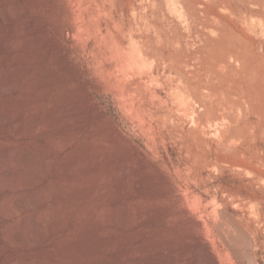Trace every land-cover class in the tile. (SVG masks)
Masks as SVG:
<instances>
[{"label": "rangeland", "instance_id": "rangeland-1", "mask_svg": "<svg viewBox=\"0 0 264 264\" xmlns=\"http://www.w3.org/2000/svg\"><path fill=\"white\" fill-rule=\"evenodd\" d=\"M258 2L0 0V264H116L123 249L126 264H264ZM15 152L35 187L7 217ZM117 206L129 227L110 236ZM182 208L168 228L143 222Z\"/></svg>", "mask_w": 264, "mask_h": 264}, {"label": "bare ground", "instance_id": "bare-ground-1", "mask_svg": "<svg viewBox=\"0 0 264 264\" xmlns=\"http://www.w3.org/2000/svg\"><path fill=\"white\" fill-rule=\"evenodd\" d=\"M219 3H220V5L221 6H223V7H228L229 5H230V7H231V5L233 6V5H235V8L237 9V11L239 12V14L240 15H244V14H256V13H259L260 12V6H259V2H258V0H217ZM3 90V89H2ZM16 90V86L14 87L13 85L11 86H8L7 87V89L4 91V92H6V91H8V92H13V91H15ZM2 91H0V93H1ZM8 92H6V93H8ZM2 94H4V93H2ZM16 113H18V112H16ZM8 118H9V116H8ZM7 118V119H8ZM13 117H11V119H12ZM5 119V118H4ZM14 119V118H13ZM34 119V118H33ZM170 119V118H169ZM168 119V120H169ZM8 120H10V119H8ZM15 120V119H14ZM167 120V119H166ZM6 121V120H5ZM170 121V120H169ZM171 121H172V119H171ZM174 121V120H173ZM198 121H200V119L198 120ZM195 122V123H200V122ZM7 122V121H6ZM5 123V122H4ZM167 123H168V121H167ZM170 124V123H169ZM173 125V124H172ZM27 126H29V125H27ZM197 126V125H196ZM199 127V126H198ZM12 128V127H11ZM191 128V127H190ZM204 128V127H203ZM15 129V128H14ZM183 130H184V128H182ZM195 129V128H194ZM188 130V129H187ZM204 130V129H203ZM185 131V130H184ZM207 132V131H206ZM171 133V132H170ZM189 135V134H188ZM51 151V150H50ZM198 156L201 158H203L204 157V154H203V152L201 151V150H199L198 152ZM15 155H12V157H11V160H10V165H13L15 168H16V180H17V182L16 183H14L13 184V186L11 187V188H14V190H21V195L19 196V198H20V200H18V201H16V202H14L11 206H8L7 207V211H6V213H5V215H7V217L9 216H11L14 212H16V214L18 213V212H21V213H24V212H26V211H28L27 210V208H28V205H29V201H28V197L30 196V189L34 186V182H32V181H27L29 178H30V175L32 176L34 173H33V171L30 169V168H27V167H25V164H26V162H27V160L29 159V157H28V155L27 154H25L24 152L22 153V152H15L14 153ZM31 154V153H30ZM32 157V156H31ZM188 157H190V156H188ZM39 158V157H38ZM30 160V159H29ZM50 166H49V164L47 165V168H49ZM46 168V169H47ZM118 170H119V172H120V174H121V176H123V175H128L130 172H131V170H132V167L130 166V164H120L119 166H118ZM33 173V174H32ZM34 175H36V174H34ZM29 177V178H28ZM34 177V176H33ZM32 178V177H31ZM121 178V177H120ZM131 178V177H130ZM129 180V179H128ZM34 181V180H33ZM125 182V181H124ZM128 182V181H127ZM126 182V183H127ZM106 183V182H105ZM56 185V184H55ZM133 186V185H132ZM35 187V186H34ZM47 188H45L44 189V191L46 190ZM51 189L50 188H48L44 193H43V196H44V194H46V193H48L49 191H50ZM124 190H125V188H124ZM127 190V189H126ZM42 191V190H41ZM135 191V190H134ZM127 192V191H126ZM87 193H89V191H86L85 192V194H87ZM47 195V194H46ZM120 206H117V207H114L115 209H114V212H113V215H112V217H111V219H109V224L108 225H111L112 226V232H111V230L109 231V232H111L112 234H110V233H108V234H110V236H116V235H118L119 234V232L121 231V229H123V227H125V226H127L128 225V223L126 222L128 219H127V216L126 215H124L123 213H122V211H121V209L119 208ZM112 210H113V208H112ZM20 213V214H21ZM19 214V215H20ZM52 214V210L51 209H47V210H45V211H43L42 213H39V215L37 216V217H35V221L34 222H37V224H39V225H41V227H43L45 224H46V220H47V218H49V216ZM112 214V213H111ZM164 214V213H163ZM18 215V214H17ZM134 215V214H133ZM135 216V215H134ZM145 216V215H144ZM190 216H191V213L186 209V208H182L181 210H179L178 212H169V213H167V214H164V215H161V216H157L158 218H156L155 216V218L154 219H151V217H150V219L149 218H145L144 219V221L143 222H145L148 226H151V227H153V226H155L158 222H160V221H166V228H168L169 226H170V223L171 222H173L174 220H176L177 221V219H185V220H187V219H189L190 218ZM13 217V216H12ZM147 217V216H146ZM129 218V217H128ZM132 219V218H131ZM129 220H130V218H129ZM17 221H19V220H17ZM26 221H27V223H29L28 222V220L26 219ZM134 221H137V220H134ZM133 221V222H134ZM140 221V220H139ZM140 222H142V221H140ZM179 222V221H178ZM184 222V221H183ZM188 222H189V220H188ZM27 223H25V222H16L15 223V225H14V227L16 228V230H13V231H11V230H9L8 231V233L14 238V240L16 241V242H18V243H20V244H23L24 242H25V234L27 233V231H28V228H27ZM107 222H105V224H106ZM126 223H127V225H126ZM137 223V222H136ZM135 223V224H136ZM175 223H177V222H175ZM133 224V223H132ZM134 224V225H135ZM173 224V223H172ZM174 225V224H173ZM172 225V226H173ZM188 226H190V227H192L191 226V224L190 223H188ZM128 227H129V225H128ZM239 228V227H238ZM240 229V228H239ZM105 230V229H104ZM128 230V229H127ZM239 231H241V230H239ZM41 233V232H40ZM103 233H106L107 234V232H103ZM107 234V235H108ZM243 234H244V232H243ZM101 235V237L100 238H102L105 242H107V240H109V237L110 236H104V234H100ZM246 235V234H245ZM112 238V237H111ZM241 238V237H240ZM186 239V238H185ZM190 239V238H189ZM192 239V238H191ZM230 240L232 239V238H229ZM236 239V238H235ZM251 239V238H250ZM187 240V239H186ZM229 240V241H230ZM103 241V242H104ZM196 241V243H194V244H196L197 246H199L200 248L199 249H201V251H199V252H204L203 250L205 249V246L203 245V242H202V240H195ZM235 241H237V240H235ZM182 242V241H181ZM187 242V241H186ZM192 242H194V241H192ZM180 243V242H179ZM187 243H189V242H187ZM231 243V242H230ZM238 243V242H237ZM239 244V243H238ZM248 245V244H247ZM251 245V244H250ZM253 245V244H252ZM232 246V245H231ZM237 247V246H236ZM248 247H251V246H249L248 245ZM247 247V248H248ZM234 248V247H233ZM250 249V248H249ZM234 251H236V249L234 250ZM126 252V249H123V250H121V257H120V259H119V261L116 263V264H126V263H128L126 260H127V254L125 253ZM140 251H138V253H139ZM198 252V251H197ZM140 254V253H139ZM190 254V253H189ZM234 254H236L235 252H234ZM132 255V254H131ZM175 255H177V254H175ZM174 255V256H175ZM200 255V254H199ZM237 255V254H236ZM179 256V255H178ZM203 256V255H202ZM240 256H241V254H240ZM239 256V257H240ZM245 256H246V253H245ZM247 256H248V254H247ZM252 256V255H251ZM140 257V256H139ZM177 257V256H176ZM200 257V256H199ZM243 258H244V256H242ZM129 258V257H128ZM136 258V257H135ZM179 259H180V257H178ZM203 258V257H202ZM201 258V259H202ZM250 258V257H249ZM249 258H248V260H249ZM184 259H186V258H184ZM207 259V258H206ZM240 259V258H239ZM177 260V259H176ZM184 262H186V261H184ZM197 262V261H196ZM183 263V262H182ZM200 263H202V262H200ZM199 263V264H200ZM142 264V263H141ZM183 264H185V263H183ZM212 264H218V262L214 259L213 261H212Z\"/></svg>", "mask_w": 264, "mask_h": 264}]
</instances>
